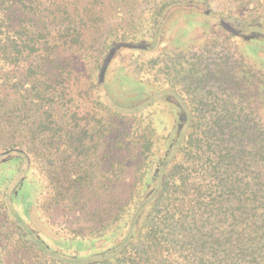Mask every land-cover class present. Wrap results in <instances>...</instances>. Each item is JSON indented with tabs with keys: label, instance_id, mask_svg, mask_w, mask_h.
Returning <instances> with one entry per match:
<instances>
[{
	"label": "trees",
	"instance_id": "obj_1",
	"mask_svg": "<svg viewBox=\"0 0 264 264\" xmlns=\"http://www.w3.org/2000/svg\"><path fill=\"white\" fill-rule=\"evenodd\" d=\"M0 229V264H264V0H0Z\"/></svg>",
	"mask_w": 264,
	"mask_h": 264
},
{
	"label": "rangeland",
	"instance_id": "obj_2",
	"mask_svg": "<svg viewBox=\"0 0 264 264\" xmlns=\"http://www.w3.org/2000/svg\"><path fill=\"white\" fill-rule=\"evenodd\" d=\"M182 19V18H181ZM174 20H176V18L174 19ZM183 22V20H181L180 22H177L178 24H176L174 27H173V29H170L171 30V32H174L175 30H178L179 31V28H181V23ZM184 31V30H183ZM199 32H200V30L199 29H197V30H194L192 33H191V36H195V35H197V34H199ZM32 193L33 192H30V189L24 194V197L26 198V200H28V198H29V202L27 201V203H26V206H27V208H28V210H29V208L32 206V204H33V197H32ZM33 218H34V222L36 223V225L37 226H39L40 228H42L43 229V227L41 226V223L39 222V220L37 219V216L35 215V213L33 214ZM0 230H2V229H0Z\"/></svg>",
	"mask_w": 264,
	"mask_h": 264
}]
</instances>
